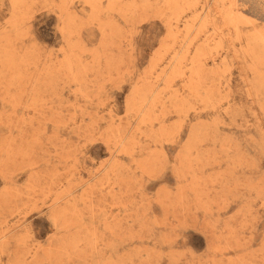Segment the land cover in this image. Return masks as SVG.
Listing matches in <instances>:
<instances>
[{
	"label": "rangeland",
	"instance_id": "obj_1",
	"mask_svg": "<svg viewBox=\"0 0 264 264\" xmlns=\"http://www.w3.org/2000/svg\"><path fill=\"white\" fill-rule=\"evenodd\" d=\"M0 264H264V0H0Z\"/></svg>",
	"mask_w": 264,
	"mask_h": 264
},
{
	"label": "bare ground",
	"instance_id": "obj_2",
	"mask_svg": "<svg viewBox=\"0 0 264 264\" xmlns=\"http://www.w3.org/2000/svg\"><path fill=\"white\" fill-rule=\"evenodd\" d=\"M177 81V80H176ZM149 118V117H148ZM150 128V127H149Z\"/></svg>",
	"mask_w": 264,
	"mask_h": 264
}]
</instances>
